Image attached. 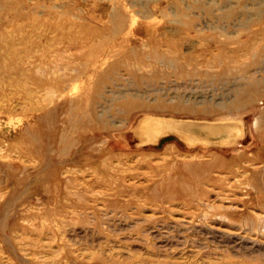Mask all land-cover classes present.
<instances>
[{"label": "rangeland", "instance_id": "374dc122", "mask_svg": "<svg viewBox=\"0 0 264 264\" xmlns=\"http://www.w3.org/2000/svg\"><path fill=\"white\" fill-rule=\"evenodd\" d=\"M85 31L104 37L100 56H83ZM262 37L264 0H0V264H264V120L244 145L236 136L212 149L200 138L209 132L196 134L206 126L165 116L116 131L130 115L121 111L126 96L197 108L236 100L243 81L205 64L224 50L251 64ZM151 47L180 52L205 75L139 80L120 66L93 97L109 63ZM252 74L263 77L264 63ZM85 98L107 124L84 131ZM248 104L264 112V101ZM52 109L56 152H44L38 118ZM172 125L184 140L156 147L153 135H178ZM223 128L206 139L236 135ZM217 155L222 162H212Z\"/></svg>", "mask_w": 264, "mask_h": 264}, {"label": "bare ground", "instance_id": "6f19581e", "mask_svg": "<svg viewBox=\"0 0 264 264\" xmlns=\"http://www.w3.org/2000/svg\"><path fill=\"white\" fill-rule=\"evenodd\" d=\"M115 17H117V16H115ZM60 31H62V33H64V35H68V34L71 35L72 33H74V32H72V30L69 31V30H66L64 28L61 29ZM105 32H107V31H105ZM116 33H118V32H116ZM85 34L91 40V42H90L91 44L88 47V49L86 47V49H85L86 51L83 53V56H85L86 58H89V57L94 58V56H96V55L100 56V53L97 50L100 47V45L103 44V38L104 37H96L95 38V35L93 33H87L86 31H85ZM73 35H75V34H73ZM106 35H108V34H106ZM73 37H74L73 42H75V43H77L78 41L79 42L82 41V40H75L76 39L75 36H73ZM257 37H258V34L255 35V39H257ZM69 40H71V39H69ZM259 41H261L259 43H264V38L262 37V39H260ZM169 43H171V42H169ZM180 45H181V43H180ZM224 47H222V48L224 49ZM173 49H180V46L178 48L177 45H175V46L173 45ZM221 53L222 54L219 56L215 55V57L210 59L207 62V64H205V65L207 67H209L210 69L211 68L215 69V68L219 67L221 70H220L218 75H220V76H226V77L227 76H238L239 80L243 81V83L241 82V84L239 85L240 86V88L238 90L239 96L236 97V100H234L228 104L224 103L225 105H218L216 107L197 108V107L193 106V104H191V105L189 103L183 104L180 102H176V103H173L171 106H168L163 101H159L158 104L152 105L148 102H144V101L137 99L138 97L137 98L134 97L135 98L134 99L131 96H126L125 97L126 102L122 106L121 111H123V114L124 113L126 115L132 114V116L128 115L129 117H128L127 121H125L126 124H124V127L122 129H119L116 131H126L128 129H129L128 131H130L134 127L135 122H138L142 117H144L142 120L147 119V120H145V122H147L145 124V127H148L147 125H152V123H158V121L157 122L155 121L157 119H154L152 117L154 115H159L162 117L163 116L170 117V119L174 120V123L177 122V120H179L180 122L182 121L181 122L182 127H184L185 122H188L191 125H193V126H190L192 128L187 127L190 130H194L195 128H197L196 126H198V127L206 126V128L203 127L204 129L202 131H200L201 130L200 128H197L199 131L196 133L198 136V133L209 132L206 135H203L202 137L200 136V138L205 139V141L209 143L208 145H206V144L203 145V147L206 149L224 148L223 147L224 142L230 141V140L233 141L236 138V136L240 137V141H241L240 145H244V143L247 142V140L251 136V130L255 131L254 126L255 127H256V125L259 126L262 123L261 121L264 120V112L263 111L262 112H259L258 110L253 111V109L247 108L249 106V104H248L249 101H251L252 103H258L259 101H264V76L259 78V77L254 76L255 74L250 75V71L252 68H254V67L258 68L259 67V70H260L261 65H263V63H264V53L263 52L259 53L257 55L256 60L254 62H252L251 64L239 63L237 58H234V56L228 55V53H229L228 50H224ZM66 54H67L66 52L61 53V55H63V56H65ZM110 56L111 55H108V56L106 55L105 59L110 57ZM212 56H214V55H212ZM102 63H106V61H104ZM195 63H194L193 59H189L187 56H184L183 54H181L180 52H177V51H171V52L163 53L161 50H157V49L151 47V51L147 52L146 50L141 51L139 48H131L124 53L121 60L109 63L107 69H104L99 74V76H101V77H99V79L96 82L97 88H96V90H94V92H96V93H94L93 97L96 99V98H99L101 96L100 95L101 92L98 91L97 89L103 84V82L107 81L111 77V74L114 71H116L117 69H119L120 66L126 67L127 70L134 76V78H137L139 80H144V79H152V78H156V77L159 78L161 76H169L172 72H176L178 74H182V75L190 76V77H193V76L199 75V74H203V69L200 68L199 66H197V64H195ZM252 73H254V72H252ZM208 74H210L211 76H215V74H212L211 72H208ZM118 75H119V73H118ZM203 75H205V74H203ZM76 77H78V76H76ZM190 79H192V78H190ZM74 80H79V77L75 78ZM211 80L213 81V79H211ZM37 82H38V80H37ZM116 85H118V84H116ZM151 85H152V83H151ZM129 86H131V85H129ZM158 90L160 91V89H158ZM149 91H152V90H149ZM156 91H157V89H156ZM125 93H127V92H125ZM168 94H169V92H168ZM112 95L115 96L117 94L112 93ZM148 97H150V96H148ZM165 98H167V97H165ZM147 99H149V98H147ZM112 101H116V98L113 97ZM83 103H84L83 105L88 106L85 113L80 115L81 120H84V123H85L84 131L87 129H92L95 127L104 126L103 124H107L106 123L107 119H104L103 114H101L97 117V114L95 113V109L92 106L91 98L90 99H87V98L83 99ZM56 112H57L56 109H52L50 111H47L41 117L38 118L39 126L41 127L40 143L43 147L44 152H47L48 150H50V148H54V151L56 152L54 146L56 143L55 141L58 138V134H59L58 127L60 124V121H58V117H57ZM138 115H140V116H138ZM243 115H250L251 120L249 121L247 119L248 116L243 117ZM184 116H186V117H184ZM108 119H109V117H108ZM117 120H118V118H117ZM196 122H203V124H196ZM211 123H217V124H211ZM243 123L245 125V128L243 126ZM111 124H113V123L111 122ZM234 125H240L239 126L240 128L237 129V127H236L234 129ZM154 126H156V125H154ZM175 126H177V125H175ZM158 127L161 128L162 126L159 125ZM215 127H225V128H223V130H226L227 133H229L230 130H233L232 134H236V135L231 137V133H230L229 136L223 137L222 141H220V140L212 141V140H208L209 138L206 139V137L213 136L214 132L212 133V130L215 129ZM229 127H232V128H229ZM118 128H120V127H118ZM227 128H229V130ZM171 129L175 130L177 132L176 134H178V135L167 137L168 139L164 138L162 140L158 134L153 135V138L158 140L156 147L161 145V143H164V141H166V140H174V141L177 140L178 142L181 140H184L185 137L180 136V133H183V132L180 130L179 127H174V125H172ZM113 132H115V131H113ZM183 134H185V133H183ZM92 135L93 134H91V136ZM254 138H256L255 134H254ZM216 141H218L217 145L216 144L210 145L212 142H216ZM86 143H87V141H86ZM240 145H239V147H237V146L236 147L241 148L242 146H240ZM255 145H256V139L254 140V143L252 144V146L254 147ZM173 146H177V145L176 144H173V145L167 144L166 150H170L171 147H173ZM207 146H209V147H207ZM225 146H226V148H229V144L225 145ZM156 147H150V148L154 149ZM92 148H94L95 152L97 154L99 153V155L103 154V153L105 154V148L103 149V148L95 147V146H92L91 149ZM243 148H244V146H243ZM171 150L169 152H171ZM122 151L125 152L126 154H129V149H123ZM106 157L107 158L104 159L106 161L117 158V156L114 154H108ZM222 161H223V158L220 157V155H217L212 160V162H214V163H216V162L219 163ZM111 164H112V162H111ZM106 169L107 168H105V171H106ZM189 170H190V172H193L196 169H194V166H193V167H190Z\"/></svg>", "mask_w": 264, "mask_h": 264}, {"label": "water", "instance_id": "95a60500", "mask_svg": "<svg viewBox=\"0 0 264 264\" xmlns=\"http://www.w3.org/2000/svg\"><path fill=\"white\" fill-rule=\"evenodd\" d=\"M229 144V143H228Z\"/></svg>", "mask_w": 264, "mask_h": 264}]
</instances>
